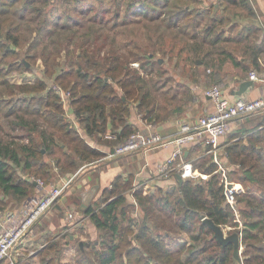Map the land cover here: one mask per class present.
I'll return each mask as SVG.
<instances>
[{"label":"trees","instance_id":"16d2710c","mask_svg":"<svg viewBox=\"0 0 264 264\" xmlns=\"http://www.w3.org/2000/svg\"><path fill=\"white\" fill-rule=\"evenodd\" d=\"M104 1L107 0H0V66L9 62L11 67L15 62L18 68L27 70L26 62L19 58L24 48H27L24 57L28 61L41 59L47 80L65 91H72L71 112L90 137L105 133L109 121L126 124L125 118L130 114L133 104L145 116L154 111L156 100L153 90L157 82L151 77L152 84L149 85L144 73L152 74L156 69L162 70L160 59L154 60L157 48L163 55L187 53L195 65L197 60H202L203 64L210 66L214 58L236 62L227 45L220 44L229 41L222 40L223 34L217 30V24L223 22L225 17L210 16V11L200 6L192 7L193 3L200 5L202 0H129L127 14H124L125 21L121 24L130 22L141 25L142 21L136 19L138 15L152 24L158 22L154 24L157 28V42L147 45H141L134 39L119 45L109 32H104L112 21V28L121 25L118 21L122 20L120 9L125 0H108L111 5H116L113 17L109 19L105 14L111 12V6L104 9L101 16L100 12L92 14L97 9L96 4L102 5ZM223 1L218 7L211 5L210 10L225 12L244 7L249 9L250 15L255 13L251 0ZM149 2H153L154 6L150 7ZM146 5L149 8L145 11ZM71 9H76L74 13L78 14L71 15ZM206 15L210 23L204 26ZM131 16L136 20H127ZM146 26L147 31L152 33L153 27L149 24ZM167 30L175 33L173 38L187 40L189 37L191 40L183 42L179 49L172 43L165 46ZM148 36L153 39V35ZM250 49L254 53L251 58L254 70L261 71L258 54L264 48ZM64 53L69 67L67 70L60 66ZM12 58L13 62L9 61ZM137 62L140 66L133 67ZM0 68L1 72L4 71L3 66ZM47 80L41 79L38 84H17L0 79V111L10 128L8 131L0 123V204L4 203L2 197L12 195L22 204L36 195L34 179H23L18 174L17 168L22 165L23 159L26 160L27 170L38 167V172L45 170L49 173L52 171L51 163L41 161L40 157L48 151L54 157L57 149H61L63 157L59 156L56 161L60 170L66 173L76 172L82 165L105 156L79 136L77 130L64 124L65 106L62 98ZM14 93L23 98L15 99ZM41 121L47 123L53 132L42 127ZM16 130H21L23 134L11 135ZM35 132H39L42 138L40 148L36 147ZM57 132L62 134L66 142L58 145ZM133 132L125 125L122 136L128 137ZM229 138L225 150L227 160L234 166L230 175L245 189L238 197L243 218V230L240 232L245 247L242 261L234 257V245L222 246L214 231L204 222L208 218L221 227L238 226L234 222V211L225 200L220 176L214 174L217 165L204 158L198 159L195 165L211 174L209 180L181 182L175 176L171 187L160 189L164 194L155 192L143 195V191L135 194V203L144 217L142 222H137L141 225L132 238L129 237L131 233H125L126 229H131L132 224L127 227L124 223L127 219H135L129 217L127 197L119 190L125 187L128 180L124 182L121 177H117L111 191H105V194H112L104 202L105 205L98 212H93V208L85 212L90 215L98 230L105 232L101 245L103 248L97 253L95 263L264 264V111L245 117L238 130ZM18 139L28 141L20 143ZM58 202H55L53 209ZM44 220L45 216L36 226L38 233L43 232L40 227ZM67 226L61 229L62 232ZM176 232L188 234L190 240H172L176 238L173 237ZM167 239L174 241V248L166 243ZM131 240L135 245H131ZM51 242V245L40 250L43 256L41 264H52L55 257L43 254L55 249L59 257L60 248L72 244L71 234L65 232L60 239H52ZM98 245L94 244L96 248ZM85 247L86 244L84 248L79 247L83 260L87 255ZM185 253L186 258L183 257ZM36 258H29L26 264L32 260L37 261Z\"/></svg>","mask_w":264,"mask_h":264},{"label":"crops","instance_id":"0c3cea01","mask_svg":"<svg viewBox=\"0 0 264 264\" xmlns=\"http://www.w3.org/2000/svg\"><path fill=\"white\" fill-rule=\"evenodd\" d=\"M202 1L203 2L200 3V5L193 3L192 7L196 8L195 6H200L205 11H210V16L218 15L219 18L220 16L225 17L223 22L217 24V30L222 32V40L228 39L229 41L226 43L222 41L220 44L221 46L227 45L228 51L233 53L236 62H232L230 59L219 61L214 58L210 66L203 64L204 62L202 60H197L195 65L191 63L190 56L187 53L175 52L174 56L176 64L182 61L190 64L195 71V73L192 72L190 76L193 83L191 85H185L186 88H178L171 94L165 91V95L162 94L159 102L156 101L154 111L151 114L148 113L150 114L149 116H145V113L141 111L139 112V110L138 113V106L133 104L136 108L131 106L130 114L125 118L126 124L119 123L118 121L116 123L109 121L106 132L97 133L94 137H90L86 132H84V129H82L84 133L83 137L87 136L89 138L85 139V141L91 147L101 151L105 156L100 159L102 162L99 166H93V164L88 163L82 165L76 172H66L70 175L68 176L69 178L74 177L73 180L76 178L75 180H78L81 184L86 185L85 189L74 192L73 196L70 195L68 201L64 204V198L61 199L57 206L49 211V213L51 212L50 214H53L54 210H60L62 207L66 206V209H69L76 214V219L71 225L78 227L79 229L87 225V229L84 232L89 234L88 236H91L90 234L92 233H100V230H98L92 222L90 215L85 213L86 210L93 208V212H98L99 209L105 205L104 204L99 209L95 208L96 204L99 203L105 194V191L112 188L113 182L117 177H121V180L124 182L127 180L128 182L132 181L134 187H137L139 184V187H142L143 194L147 193L146 191H148V188L152 183L157 186V183L155 184L157 176H151L152 173L150 172L155 166H158L167 160L173 153V147L168 146L150 150L148 152H135L109 159L108 155L114 151L115 147L119 143L125 142L129 137V135L128 137L122 136L125 125L130 127L133 131H139L144 135L149 134L150 132H158L163 136L174 137L179 133L182 125H194L197 123L199 118L211 114L214 111V105L210 99L205 96V91L207 90L208 85L210 83H214L215 81L222 88L225 95L230 99L237 97L256 99L263 94V84L261 82L252 81L250 79L249 72L255 69L251 60L254 53L253 49L250 48H264V0H251L255 12L253 15H250L249 9L244 7L233 8L232 10L225 12L211 11L209 8L211 5L218 7L220 3H223L224 1ZM207 23H210L208 15H206L203 25L205 26ZM188 40L191 39L189 37H187V40L178 38L176 41H173L172 44H175L179 48L183 42L187 43ZM247 46H249V48ZM258 61L260 66L263 67L264 50L261 54H258ZM195 74L197 77H195ZM195 79L198 80V83H194ZM248 81H252V85L248 86L242 95H238L243 83ZM0 113H2V111H0ZM151 118H153V120H150ZM2 120L5 119H0L1 124L3 123ZM93 138H97L100 143L95 142ZM222 141L220 149L221 152L225 151V141L223 144ZM109 143L112 144V147ZM65 152L68 151L65 149ZM186 158L191 161L202 158L211 160V158L204 156L202 144L198 142L191 143L189 145L186 151ZM148 169L149 171L147 172ZM167 182L170 184L172 182L174 184L175 181L172 179ZM135 202L136 200L132 201L131 204H135ZM138 210L140 211L139 208ZM49 213H47V215ZM50 214L48 216H50ZM65 218L66 215L62 220L63 224L60 227L61 229L67 226L68 222L65 221ZM51 230L54 231L55 228L52 227ZM79 231L81 233L83 232L81 230ZM65 232L68 233V230L66 229L64 232L61 230L60 232L54 233L55 235L52 239H60L61 235ZM77 237V235L71 234L72 243L75 242L74 240H76ZM181 240L189 239L181 238ZM82 248H84V246ZM85 248L88 250L87 247ZM33 256H35V254ZM29 258H27V260Z\"/></svg>","mask_w":264,"mask_h":264},{"label":"rangeland","instance_id":"374dc122","mask_svg":"<svg viewBox=\"0 0 264 264\" xmlns=\"http://www.w3.org/2000/svg\"><path fill=\"white\" fill-rule=\"evenodd\" d=\"M128 1L129 0H125L122 3V7H121L120 11L123 14V16H122V20L118 21L120 24L123 23V21H125L124 14L128 10L127 9ZM153 2H149L148 5H151L150 7L154 6ZM140 4H141V2H140ZM148 5L144 6L145 7V11H146V9L149 8ZM109 6H111V7H109ZM108 7L111 9V12L106 13L105 16L108 19L112 18L113 14H114L113 12L116 9V5H111L108 0L104 1V3L102 5L101 4H96L95 8H97L98 10L96 9L95 12H93L92 14L96 15L98 12H100L99 15L101 16V15H103L102 12L104 11V9H107ZM74 11H77V10L76 9H71L70 10V13H72L71 15H73V16H74V14L75 15L78 14V13H74ZM136 19H138L140 22L142 21V24L138 25L136 23L132 24V23L128 22V23H126V25L125 24L124 25L121 24V25H118V27H116V28H112V26H113L112 25L113 21H112L110 25L105 27L104 32L105 31L109 32L110 36L112 38H115L119 45L122 44L123 41L128 43V41H130L131 39H134L137 43H139L141 45H147V44L154 43V42L156 43L157 42V33L155 32V30L157 31V28H155L154 24H157L158 22H156L154 24H152L151 22H147L145 19H143V17L141 15H138ZM136 19L132 18V16H131V18H129V17L127 18V20H136ZM146 24L151 25V27H153V32H155V33L148 32L147 31L148 27L146 26ZM148 34L149 35H153V39L150 38L148 36ZM174 35H175L174 32H172L170 30H167V35L165 36V39H164L165 40V44H164L165 46H170V44L173 41L177 40V38H173ZM180 37H182V36H180ZM156 50H157V53H156V56H155L154 60L155 59H158V60L160 59L159 61L163 64V68H162V70H159V71H157V69H156V71L154 73H152V74H145L144 73V76H145L146 80L148 81L149 85L152 84V78H153V80H155L157 82L156 87L153 90V97L155 98L156 101L159 102V99L162 97V94H164L165 91H167V93L171 94V93L175 92L178 88H180V89L182 87L186 88L185 85H191L193 83V81H192V79H190V76H191L192 72L195 73V71L193 70V68L191 67L190 64L184 63L182 61H180L178 64H176L174 54H172V55L171 54L163 55L162 52H160V49L157 48ZM26 53H27V48H24L23 50H21V55H20L19 58H20V60L22 59L23 61L26 62V65H27L28 69L32 68L31 71H28V69L24 71L22 69V67L18 68L17 67V63H15V62L13 63L14 65H12L11 67L9 65V62H8V64L4 63V65L0 66V67L3 66L2 69H4V71H2V72L0 71L1 72L0 73V79H7L10 83H17V84H25V83L38 84L39 80H41V79L43 81H46L47 77L45 76V68H44V65L42 63V60L38 59L37 61H34V60H29L28 61L24 57L26 55ZM13 60H14V58H12L9 61L13 62ZM66 60H67V57H66V55L64 53V55L60 59V63H61L60 66H61V68L63 67V68H65L67 70V69H69V67L66 64L67 63ZM133 65H134L133 67L138 68L140 66V63L137 62V63H134ZM195 77H197L196 74H195ZM47 81H48L49 85L52 86V88L53 87L55 88L56 86L59 87L55 83L53 84L52 81H50V80H47ZM194 83H198V80L195 79ZM213 85H218V84H217L216 81L214 83H210L208 85L207 89L210 88ZM55 90H56V88H55ZM56 92H57V90H56ZM63 92L65 94H63V97H61V98H62V102H63V104L65 106V115L63 117L64 118V124L65 125L67 124L68 128L70 127V128H73L74 130L79 131L78 135L81 136L83 139H89L87 136H84L85 138L83 137L84 133L82 131V129H83L82 125L80 124L79 119L75 116V114H73L71 112L70 99H71V97L73 95L72 91L69 90V89H68V91H65V89H64ZM14 95H15V99H18L19 97L23 98V96L20 95V94L14 93ZM132 106H134L136 108L135 105H132ZM138 110H139V112L141 111L140 108H137V112H138ZM2 116L4 118L3 113H0V119H3ZM29 118H32V117H29ZM4 119H6V118H4ZM4 121L5 120H2V122H3L2 125H4L3 127H5V129H7L9 131L10 128H9L8 125H6V123ZM40 124L45 129H48L50 131V133L53 132V129L50 128L47 125V123L41 121ZM239 124H240V122L236 123L235 124L236 127L233 130H231V132H229L222 139V140L225 141L224 150L226 149L227 142H229V140H230L229 136L232 133H234L235 130H238ZM44 128H42V129H44ZM22 134H23V132L21 130H16L15 132L11 133V135H22ZM55 134H56V140H57L58 145L62 144L63 142H66L61 133L57 132ZM34 135H35L36 142H37L36 147H38V148L42 147V144H41L42 138L40 137L39 132H35ZM130 135H129V137H130ZM93 139H94L95 142H99L100 143V141H98L97 138H93ZM18 141L20 143H26L25 141H28V140H24V139L20 140V139H18ZM224 141H222V144L224 143ZM106 142H109V141H106ZM106 142H104V143L107 144ZM109 144L112 147V144L111 143H109ZM39 145H41V146L39 147ZM63 153L64 152L61 149H57V155H55L54 157H51L49 155L50 154L49 151L45 155L40 157L41 161L51 163L52 171H50L49 173L45 172V170L42 171V172H38V167H34V170H29V169L27 170L25 168V165H26L25 161L26 160L23 159L22 165L17 168L18 174L23 179H35V180H40L41 179V180H43L45 182V184L47 186H51V187L52 186H55V187L62 186L63 183L69 178L68 176H70V175H68V173L62 172L60 170V166L58 165V163H56L57 162L56 160L58 159L59 156L63 157ZM55 157H57V158H55ZM102 158L103 157H101L99 159H96V160H94L93 162H91L89 164H93V166H99V164L102 162L100 159H102ZM207 158H209V157H207ZM202 159H204V158H202ZM207 160H209V159H207ZM196 161L197 160H195L193 162L195 163ZM203 162L204 161H202V163ZM225 165L227 167L228 176L232 180L238 182L236 180V178H234L233 176L230 175V171L234 168V166L231 165L228 160H226ZM158 166H155L152 169V171L150 172V173H152L151 176H153V177L157 176V179H156L157 181L155 182V184L157 183L156 184L157 186H155L152 183L151 186L148 188V191H146L147 193H144L143 195H149V194L155 193V192L159 194V193H162V192H160L161 188L163 190H167L169 187L172 186L173 183L171 182V184H170L167 181L168 180H172V179L174 180L175 174H174V176L173 175H166V174L158 175V173H157ZM148 171H149V169L147 170V172ZM75 179L71 183L70 187L66 190L64 195L59 199V201H60L61 199L64 198L63 199V204L68 201V198H69L70 195L73 196L74 192L85 189L86 185L81 184L80 181L75 180ZM197 181H199V180H197ZM238 183H240V182H238ZM139 186L140 185L138 184L137 187H134L133 184H132V181H131V182H127L125 187H122V188L119 189L120 192L125 194L126 197H127V201H128L127 203H129V206H127V211H128L129 217H133L135 219L134 221H129L127 219V220H125V223H124V225L127 226V227L130 224H132L131 229H126V231H125V233H131V234H129V237H131V238L135 235V233L138 232L139 226L141 225V223H137V221L142 222V219L144 217L143 212L141 210L140 211L138 210V204L137 203H135V205L131 204L132 201H135V200L137 201V199L135 197V194L137 192H139V191H142V189H141L142 187H139ZM162 194H164V193H162ZM111 195L112 194H110L109 192L106 193L105 194V198L102 199V201H99V203L96 204L95 208L99 209L100 207H102L104 205V202L107 201V199ZM1 199L4 200V203L0 204V210H15V209L20 208L22 206V204L24 203L23 202L21 204L19 202V200L16 197L12 196V195L7 196L6 198L2 197ZM69 211L70 210L66 209V206H64L60 210H54L53 214H50L51 212L50 213L48 212L50 214V216H48L49 214L47 216L45 215V220L41 224V227H40V229H43V232L38 233L37 229H36V233H37L36 236L32 240L29 241V243L27 244V248H25L26 251H24L26 254H30L31 252H33V254H35V257H37L36 258L37 261H40V263H37V261H35V260L33 261L32 260V261H30L27 264H30V263L32 264L33 262H34V264H41L42 263L41 260L43 259L42 258L43 256H42V251H40V250H43V249H45L46 247H48L49 245L52 244L51 241H52V237L55 235L54 233H57V232L61 231L60 227L63 224L62 220L65 217V215L67 216V212H69ZM237 211H238L239 218H237L236 213H235L236 211H234V214H235L234 222L237 223L238 226L228 225V226H225V227H222V228H223L226 236H230V235H232L234 233H237L240 236V241H241V245H240V260H238L235 256L234 257L238 261H242V258H244L243 257V253H244L245 247L242 245L241 232L243 230V218H242V215L240 213V205L239 204H238ZM48 217H50V218H48ZM65 221L69 223V224L67 223L68 224V226H67L68 228H65V229L68 230V233L78 236L76 238V240H74L75 242H73L71 245H69L67 247H65V246L63 248L59 247L61 249V255H59V257H58V255H56L55 249H53L50 252H47V254L45 252L43 255L44 256L45 255L54 256L55 259H54V262L52 264H96L95 263L96 260H97L96 255L103 248L101 245L104 242L105 232H100V233L97 232V234L92 233V234H90L91 236H88L89 234H86V232H84L87 229V225L85 227H82L81 229H79L78 227H74L73 225H71L73 223L68 221L66 218H65ZM70 225H71V228H70ZM52 227L55 228L54 231L51 230ZM56 229H58V230H56ZM79 230H81L83 232L81 233ZM174 235L175 236H173V237H176V238H172V240H175V241H177L178 239H181V238H184V239L188 238L190 240L189 235L185 234L183 232H176V233H174ZM165 241H166V243H170L169 245L171 246V248H174V243H173L174 241H171L170 239H167ZM80 242L83 243V246H84V244H86L87 245V249H89L86 252L87 255H86V258L84 260H83L84 257H82V255L80 254V252L78 250L79 247H80ZM98 243L100 245H98V248H96L94 246V244H98ZM130 243H131V245H135V243H133L132 240H131ZM183 257L186 258L187 254L186 253L183 254ZM27 261H28L27 259H21V260L18 261V263L19 264H26ZM4 264H12V263H11V260H6V261H4Z\"/></svg>","mask_w":264,"mask_h":264},{"label":"built area","instance_id":"2783aa9c","mask_svg":"<svg viewBox=\"0 0 264 264\" xmlns=\"http://www.w3.org/2000/svg\"><path fill=\"white\" fill-rule=\"evenodd\" d=\"M134 66V65H133ZM250 79L261 82L264 86V66L261 71L252 70ZM58 94L63 97V89L55 87ZM205 96L214 105V111L199 118L194 125L184 124L174 137L163 136L158 132L142 134L134 131L123 143H119L114 151L108 155L109 159L124 156L135 152H148L150 150L172 146V155L159 164L158 175H180L184 180L207 181L208 174L195 163L186 158V151L191 143H201L204 156L211 158L217 165L215 173L220 175L221 185L227 204L236 211L238 216V197L245 192L241 183L232 180L227 174L225 162L226 150L221 152L222 139L236 127L245 117L264 111L263 94L256 99L246 97L228 98L222 88L213 85L205 91ZM226 158V159H225ZM57 168V167H56ZM36 195L28 198L20 208L15 210H0V264L11 260L12 264H19L21 259L33 256V252L26 254L27 244L36 235V226L41 219L53 208L69 188L73 178H69L62 186H47L43 180H35ZM66 219L71 223L76 219L73 211L67 212Z\"/></svg>","mask_w":264,"mask_h":264},{"label":"water","instance_id":"95a60500","mask_svg":"<svg viewBox=\"0 0 264 264\" xmlns=\"http://www.w3.org/2000/svg\"><path fill=\"white\" fill-rule=\"evenodd\" d=\"M252 83V81L243 83L240 91L238 92V95H242L245 92L246 88L252 85ZM177 178L181 182H184V179L180 175H177ZM204 222L209 226L211 230L214 231L216 239L222 246H227L228 244L234 245V256L238 260H240V236L237 233H234L230 236H226L223 228L219 225H216L211 219L205 218ZM80 246L83 247V243H81Z\"/></svg>","mask_w":264,"mask_h":264}]
</instances>
